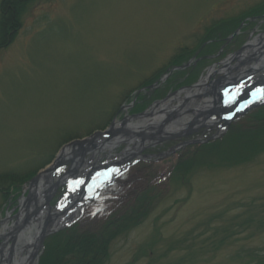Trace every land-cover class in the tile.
I'll list each match as a JSON object with an SVG mask.
<instances>
[{
  "label": "rangeland",
  "instance_id": "1",
  "mask_svg": "<svg viewBox=\"0 0 264 264\" xmlns=\"http://www.w3.org/2000/svg\"><path fill=\"white\" fill-rule=\"evenodd\" d=\"M261 3L264 0H29L15 35L0 48V175L16 172L24 181L17 184L18 191L9 188V199L0 192V233L4 221L3 235L23 212L32 213L22 203L33 190L30 183L53 165L65 146L108 130L113 121L150 110L162 100L153 97L179 91L176 87L188 72L194 81L185 87L264 38V15L246 16ZM236 19H243L236 30L210 41L214 25ZM210 43L219 45L214 52L205 49ZM178 56L182 64H176ZM160 72L153 82L157 85L141 91L140 97L136 90ZM133 98L135 105L130 106ZM210 99L201 96L199 102ZM229 131L216 139H224ZM243 136L241 144L229 151L253 146L250 136ZM183 142L169 138L141 151L158 157L131 168L134 181L127 189L146 184L153 206L142 223L125 227L127 231L111 241L100 264H249L253 252L264 251V227L258 230L249 220L264 217V152L226 166L208 159L212 150L199 151L184 181L165 180L161 188L155 187L173 174L177 161L194 153L193 144L170 152ZM126 148L123 141L102 150L93 165L111 154L121 156ZM91 154L87 152L86 159ZM202 160L208 161L205 166ZM62 188L50 194L51 206ZM132 197L119 206L130 204ZM97 220L80 227L99 229ZM244 221L249 224L241 225ZM2 244L11 245L12 240L0 238Z\"/></svg>",
  "mask_w": 264,
  "mask_h": 264
},
{
  "label": "trees",
  "instance_id": "2",
  "mask_svg": "<svg viewBox=\"0 0 264 264\" xmlns=\"http://www.w3.org/2000/svg\"><path fill=\"white\" fill-rule=\"evenodd\" d=\"M29 0H4L2 3L3 15L0 22V48L9 44L8 41L12 38L19 27V15L24 10L25 5ZM254 14L264 15V4L261 3L252 7L247 11L246 16ZM243 19L229 20L214 25L210 30V40L218 38L215 36H223L231 34L233 30H236L241 24ZM207 36V35H206ZM218 44H209L206 46L207 50L214 52L215 48H218ZM181 56L175 60L176 64H182L179 60ZM162 72L146 81L142 86H147L159 78ZM190 76L185 81H192ZM157 94V93H156ZM141 94L140 97H142ZM146 97V95L144 94ZM161 97V94L153 97ZM141 110L145 109L143 106H139ZM228 134L222 140H213L205 144H196L194 153L189 158L183 157L180 161H177L173 174L170 172L168 178H164L159 181L155 187L161 188L165 180L172 182L176 179L177 182L185 180L186 174L190 173L192 167L197 163V154L199 151L206 152L212 150V154L208 155V159L220 162L226 166L244 163L250 159L251 156H255L259 152H264V105L258 108L252 109L244 117L239 118L235 123L230 126ZM244 133L249 135L248 141H252V147L245 151H229V148H234L233 145L241 144V140L244 139ZM231 142V143H230ZM247 144V143H246ZM231 150V149H230ZM227 151V152H224ZM214 156V158H212ZM181 157V155L179 156ZM204 157V156H203ZM197 160V161H196ZM208 161L202 160V165ZM144 164H151L144 162ZM205 166V165H204ZM178 167V168H177ZM137 172L139 170L137 169ZM128 172L115 187V191L108 192L102 199H99L94 204L89 213L75 225L62 230L56 234H53L47 238L45 243V250L40 258L39 264H100L106 257V251L111 241L118 236V234L129 225L135 226L142 223L147 217L151 207L153 206L152 190L146 188V184L139 185L137 190L130 191L127 185L134 181V177ZM20 173H3L0 178V192L4 194V197L9 199V188H13V191L18 189L21 182ZM135 176V175H134ZM132 177V178H131ZM154 179V178H153ZM152 180V179H151ZM163 183V184H162ZM19 184V185H17ZM16 185V186H15ZM15 186V188L13 187ZM126 187L127 190L119 192L118 189L123 190ZM167 184L165 185V188ZM20 188V187H19ZM140 190V191H138ZM18 191V190H17ZM130 191V192H129ZM130 195L132 197L130 204L121 205L123 200L127 201ZM129 203V201L127 202ZM94 218H97V224L100 223L99 229L91 230L82 229L80 226L92 222ZM88 219V220H87ZM250 222H254L256 228L261 230L264 227V217H249ZM249 224V221H244L241 225ZM249 264H264V251L253 252L250 256Z\"/></svg>",
  "mask_w": 264,
  "mask_h": 264
},
{
  "label": "bare ground",
  "instance_id": "3",
  "mask_svg": "<svg viewBox=\"0 0 264 264\" xmlns=\"http://www.w3.org/2000/svg\"><path fill=\"white\" fill-rule=\"evenodd\" d=\"M239 53L240 56L233 55L234 57L238 56L236 59H233L232 57L228 59V62H225V64H215L211 68H209L208 74L193 90L184 89L182 92H178L177 94L170 96L169 100L159 102L149 111H147L142 117L138 116L127 118V121H125L126 124L134 128L136 132L145 133L147 130H152L156 127H153V124H157L161 127H163L162 122H164V125L172 124V122L163 119L166 118L167 114H171L173 117L172 119H174L175 121L173 122L171 127H168L167 129L169 131L177 130V132H182L184 128L191 126L190 121L193 117L192 113L195 112L196 114H199L198 109L203 106V102H200V104L198 105L199 97L208 96L211 93V87L213 85L220 86V84L224 82L221 85V87H223L228 81H231L234 78L238 77V74H236L234 71L238 70L239 68L243 69V66L246 67L248 59H251L254 63H256V65L259 66L264 62V38L259 37L257 39V42H255L254 44L252 43L251 45L248 44L246 48ZM234 61L237 62L235 66H233ZM217 74H221L222 77H220L219 79L216 78L214 80H211V78ZM150 87H146L145 89L149 90ZM174 103H176V105H174ZM133 104H135V102H132V105ZM126 108L129 107L127 106ZM175 123L177 127L175 126ZM209 124L212 123L210 122ZM118 143L119 141L115 139V141L112 142H101L97 144L95 155L98 156L102 150H105L107 148H115ZM141 146L142 144H138L137 149L141 148ZM80 153L81 151L76 152V150H73L72 147L67 146L61 153V159H74L76 164H82L83 158L82 156H80ZM46 178L49 177L44 175L40 179L42 184H44L45 186L49 185L50 183L53 184V180H50V182L47 184ZM124 190H126V187H124L123 190L118 189L119 192H122ZM76 211L77 209H74L72 215L70 216H75L77 214ZM32 213L23 212L20 215L21 218L18 220V222L14 223L12 230L9 227L10 233L6 232L4 235L1 233L5 232L7 224L6 221L3 222V230L0 233V238L10 239V234L14 236L13 245H4L3 248H0V254L4 257L3 264H33L37 246L41 240L43 230L45 228L49 229L50 227H52V223H49V218H45V216L43 217V219H41L42 217L38 218V222L33 219H27L30 216L31 218L32 216H35V214ZM53 219L54 218H51L50 221H53Z\"/></svg>",
  "mask_w": 264,
  "mask_h": 264
},
{
  "label": "water",
  "instance_id": "4",
  "mask_svg": "<svg viewBox=\"0 0 264 264\" xmlns=\"http://www.w3.org/2000/svg\"><path fill=\"white\" fill-rule=\"evenodd\" d=\"M196 85H193L192 86V88L193 87H195ZM237 101H239V100H237ZM216 103H217V101H216ZM215 103V104H216ZM233 105H236V104H233ZM233 105H231V106H229V107H225V109H220V108H218L219 107V105L218 104H216V108H211V109H208V110H204V107L205 106H202V107H200L198 110V112H199V114H196L195 112H194V117L192 118V121L190 122L191 123V126H188V130L190 131H192V126L194 125V124H196V123H204L205 124V121H208L207 119L210 117V116H212V115H226V114H232L234 117H236V116H238V115H241L242 113H244V112H246L249 108H251V107H255V106H258V103L256 102V101H254V100H244V102L243 103H241L240 104V106H234L233 107ZM145 114V112L144 113H141V114H139V115H136V116H142V115H144ZM232 115H231V117H229V118H227L226 116H224V120H225V122L226 123H229L230 122V119L232 118ZM201 118H204L203 119V122H201ZM113 126H114V123H112L111 124V128L109 129V130H107L106 132H105V134H109V136H118L119 135V137L120 138H123V139H126V140H129L130 138H131V136H139V137H141V138H143V139H146V138H150L151 136L150 135H147V134H145L144 132H136V131H134V130H130V128H126V127H123V128H121V129H119V130H116V129H113ZM159 132L160 133H164L165 132V129L164 128H162V127H160L159 126ZM104 132H102V131H97V132H95L90 138H88V139H86V140H77V141H74V142H72L71 144H68L67 146H69V147H72V149L73 150H77V149H79V148H90V145L92 144V143H94L96 140H97V138L99 137V136H101L102 134H103ZM188 133V132H187ZM180 135H182V133H179V134H174V135H171V134H167V136H164V137H162V135L159 137V139H158V141H163V140H165V139H167V138H171V137H174V136H180ZM119 138V139H120ZM67 146H65L64 148H66ZM63 148V149H64ZM63 149H62V151H63ZM62 151L60 152V154L58 155V157H57V159H56V161L54 162V164L48 169V170H46V171H44L43 173H41V174H39L31 183H30V186H32L33 188V190H31L30 191V193H29V196H28V203H37V197H38V194H39V191H40V189H42V187L44 186V184H42L41 183V180H40V178L41 177H43L44 175L45 176H49V174L57 167V165L60 163V159H61V153H62ZM72 161H73V159H72ZM77 171V168H75V163H72V166L70 167V169H69V171H68V173L67 174H65V176H64V178H66L67 176H68V174H70L71 176H73V174L75 173ZM49 180H47V182H48ZM58 183H60V182H58ZM41 184H42V186H41ZM49 201V198L46 200V202H44L42 205L45 207V206H48V202ZM28 205H26V207H27ZM37 209H39V207L37 206ZM38 212H39V210L37 211L36 210V212L34 213L35 215H38ZM58 215V214H57ZM56 215V216H57ZM52 216H48L47 218H51ZM27 219H29V220H32V219H34V220H36V218H27ZM28 221V220H27ZM39 220H36V222H38ZM55 229L54 228H45L44 230H43V233H42V236H41V240H40V242H39V244H38V248H41L42 246H43V241H44V238L46 237V235H47V233L48 232H52V231H54ZM14 237V236H13ZM12 237V240H13V242H14V238ZM37 248V249H38Z\"/></svg>",
  "mask_w": 264,
  "mask_h": 264
},
{
  "label": "snow or ice",
  "instance_id": "5",
  "mask_svg": "<svg viewBox=\"0 0 264 264\" xmlns=\"http://www.w3.org/2000/svg\"><path fill=\"white\" fill-rule=\"evenodd\" d=\"M260 91H264V89H260Z\"/></svg>",
  "mask_w": 264,
  "mask_h": 264
}]
</instances>
